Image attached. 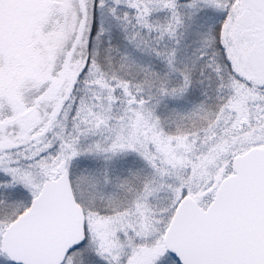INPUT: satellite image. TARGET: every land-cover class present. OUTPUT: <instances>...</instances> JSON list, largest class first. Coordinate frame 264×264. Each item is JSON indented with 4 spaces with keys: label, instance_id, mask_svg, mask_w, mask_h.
I'll return each mask as SVG.
<instances>
[{
    "label": "snow or ice",
    "instance_id": "6c2138e0",
    "mask_svg": "<svg viewBox=\"0 0 264 264\" xmlns=\"http://www.w3.org/2000/svg\"><path fill=\"white\" fill-rule=\"evenodd\" d=\"M0 264H264V0H0Z\"/></svg>",
    "mask_w": 264,
    "mask_h": 264
}]
</instances>
